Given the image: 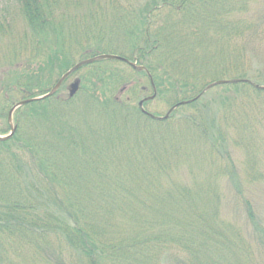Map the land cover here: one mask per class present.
Segmentation results:
<instances>
[{
  "label": "trees",
  "instance_id": "16d2710c",
  "mask_svg": "<svg viewBox=\"0 0 264 264\" xmlns=\"http://www.w3.org/2000/svg\"><path fill=\"white\" fill-rule=\"evenodd\" d=\"M136 1L0 0V135L79 61L145 67L97 60L16 109L0 264H263L264 190L246 184L264 180V59L247 49L264 18L244 14L255 0ZM150 95L168 118L136 103Z\"/></svg>",
  "mask_w": 264,
  "mask_h": 264
},
{
  "label": "rangeland",
  "instance_id": "374dc122",
  "mask_svg": "<svg viewBox=\"0 0 264 264\" xmlns=\"http://www.w3.org/2000/svg\"><path fill=\"white\" fill-rule=\"evenodd\" d=\"M85 1H87V0H85ZM145 1L146 0H137L136 3H139L140 2L139 3V6H141L143 3H145ZM12 8L13 9L15 8V3H13V2H12ZM94 8H96V7H94ZM76 9H77V7H74L73 8L74 13H77ZM81 14H83V13H81ZM81 14H79V15H81ZM244 14H249V15L253 14L254 15V18H264V0H255V1H253L252 4H251V7H250V12H244ZM16 32H19V31H16ZM258 41H259V43H258ZM251 42H252L251 44L248 43L247 49L250 50V51L251 50H258V51H260L259 53H260V55H262L260 57H262L264 59V38L258 39V40H252ZM234 43L237 46L238 39H236V40L234 39L233 42H232V44H234ZM119 66L122 67V65H119ZM86 70L87 69L84 68L78 74L70 77L69 80H68V85L70 86L71 83H73L76 80V78L79 77L81 74H84ZM143 80H144V82H147V80L145 78ZM139 96L142 98L143 97V93H140ZM139 100H140V98L138 97V99H136V103H139ZM146 109L149 112H154L156 114L164 115L165 113L168 112L169 106H168V103L166 102V99L164 97H161V98H158L156 100H151L149 102V104H147ZM259 128H258L259 132L261 134H264V125H262ZM236 152H237V155H239V156L242 155V153L240 151H236ZM263 171H264V167H263ZM181 178L184 179V180H187L188 178L192 179L193 176H192V174H189L188 171H187V175H182ZM218 184L220 186V191L222 193V196L224 197L222 205L223 206L229 205L231 203V200H229V198L226 197V196L229 195L228 192L231 193V189H229V185L227 184V180L225 178H220ZM246 186H247V189L248 190H254V192H257V190L260 189V187H261L262 188L261 189V193H263V190H264V180L263 181H260V180L259 181H254L252 183L246 184ZM258 203H259V201L257 199V204ZM262 204H263V207H264V201L262 202ZM223 212L226 213V214H230L229 209L226 208V207L223 208ZM243 214L244 213H242V215L238 213V216H239L238 218L240 219V223H241V224H239V226L242 225V229H243L244 233L247 236V233H248L247 232V228H248V226H249V229H250L249 230V233L251 232V228H250V225L248 223H246ZM224 216L227 217V218H230L229 215H224ZM249 240H250V238H249ZM256 251H257V255L260 256L261 253L257 249H256ZM263 264H264V260H263Z\"/></svg>",
  "mask_w": 264,
  "mask_h": 264
},
{
  "label": "water",
  "instance_id": "95a60500",
  "mask_svg": "<svg viewBox=\"0 0 264 264\" xmlns=\"http://www.w3.org/2000/svg\"><path fill=\"white\" fill-rule=\"evenodd\" d=\"M99 59H116V60H123V61H126V62H129L134 68L136 69H140L142 70L144 67L143 66H137L135 63H132L130 62L128 59L122 57V56H119V55H114V54H102V55H99L97 57H93V58H90V59H86L84 61H81L79 62L78 64H76L72 69H70L61 79L60 81L57 83V85L54 87V89L48 93V95H52L56 89L61 85V83L71 74L73 73L74 71L78 70L80 67H82L83 65L85 64H88V63H92L96 60H99ZM78 88H79V82H74L72 83L71 85V89H70V95L71 96H74L76 94V92L78 91ZM264 88V87H263ZM34 99H29V100H24V101H21L20 103H18L17 105H15L11 110H10V113H9V120H10V123H11V133L7 136H0V139L4 140V139H8L10 138L16 131V127H14L12 125V115H13V112L14 110L20 106V105H23V104H26L28 102H31L33 101ZM143 104V101L140 102V105ZM167 117V116H165Z\"/></svg>",
  "mask_w": 264,
  "mask_h": 264
}]
</instances>
